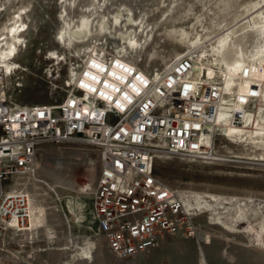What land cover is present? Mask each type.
Returning a JSON list of instances; mask_svg holds the SVG:
<instances>
[{"label":"rangeland","instance_id":"1","mask_svg":"<svg viewBox=\"0 0 264 264\" xmlns=\"http://www.w3.org/2000/svg\"><path fill=\"white\" fill-rule=\"evenodd\" d=\"M73 1L77 6L70 7L65 0L22 1L28 6L24 18L27 30L22 34L25 45L19 48L14 59L18 67L10 74H2L12 104H58L64 97L73 65H78L89 52L78 43L68 47L58 38L62 27L60 14L65 8L68 28L73 27V23L80 24L81 15L94 12L97 18L103 13L115 12L124 4L129 5L136 17L145 16L151 36L143 49L136 53L131 51L132 56L126 60L154 75L172 58L193 52L181 43L180 37L195 39L208 35L203 39L206 41L232 27L246 31L248 47L256 54L255 60L264 57L263 34L259 29L249 31L247 26L252 14L264 12V0ZM96 1L102 7L94 8ZM22 3L0 0V32L8 24L9 15ZM254 22L256 27L261 25L259 19ZM87 43L117 55L118 38L108 32L99 33ZM195 74L200 79L199 72ZM236 111L241 122L253 117L264 125L262 105H256L249 116L244 107L236 106ZM215 145V150L222 154L218 161L190 160L165 152H158L154 158V173L160 182L186 191L190 194L189 201L201 204L200 207L195 205L201 209L196 220L201 237L167 239L144 254L117 259L108 253L96 235L89 215V197L84 193V186H91L97 175L95 152L81 143L42 144L35 160L34 177L23 179L31 196L29 222L19 231L7 229L0 238V264H264V231L255 227L258 215L252 213V206L257 211L264 209V143L245 138L227 139L226 132L220 128ZM57 162H61L69 174L72 190L54 185L67 188L71 191L68 195L83 202L77 221L65 210L66 196H60L49 187L51 181L43 175V168ZM197 193L201 201H196ZM202 201L208 202L207 207ZM238 206L247 217L242 222L236 213Z\"/></svg>","mask_w":264,"mask_h":264},{"label":"built area","instance_id":"2","mask_svg":"<svg viewBox=\"0 0 264 264\" xmlns=\"http://www.w3.org/2000/svg\"><path fill=\"white\" fill-rule=\"evenodd\" d=\"M192 63L183 52L154 75L115 53L86 52L56 105H14L0 84V238L27 223L29 195L22 182L34 177L46 143H81L95 152L97 175L84 193L96 235L111 256L129 259L167 239L199 237L201 209L188 207L180 190L157 179L154 158L165 152L218 161L215 119L223 98L251 109L264 107V98L247 65L239 76L248 87L225 93L216 79L193 81ZM235 113L231 124L239 123Z\"/></svg>","mask_w":264,"mask_h":264},{"label":"bare ground","instance_id":"3","mask_svg":"<svg viewBox=\"0 0 264 264\" xmlns=\"http://www.w3.org/2000/svg\"><path fill=\"white\" fill-rule=\"evenodd\" d=\"M16 1L22 3L23 0ZM104 1L106 2V0ZM65 2H68L70 7L76 5V3L74 1L72 2V0H65ZM62 7H64V3L62 4ZM93 7L100 8L102 6L101 3L96 1V3L93 4ZM66 9L67 8H65V12ZM27 12L28 6L22 3L17 11L9 15L8 24L5 25L3 30L0 32L1 75L10 74L12 69L18 67L14 59L18 55L19 48H21L22 45H25L22 34L27 30V24L24 20L27 16ZM112 12L107 15H104L103 13L99 15V17L97 16V18L95 17L96 20L93 16L94 12L92 14L81 15L80 24L73 23V27L70 28H68L70 24L68 16L61 13L60 18L62 21V27L58 32V38L63 41L64 45H68V47L74 45L73 43H78L81 44L80 46H84L86 50L89 49V52L96 50L101 51V48L96 47L94 43L91 45L90 43H87V41L92 40V38L98 36L99 33L108 32L118 38V45L116 47L118 48L116 52L117 55L129 62L130 59L126 60V58H130L132 56L131 51L135 52L139 49H143L145 43L151 36V32H148L149 27L146 23L145 16L136 17L129 5L124 4L122 5V8H117L115 12ZM234 19L235 18L232 20ZM255 19L260 20L261 25L259 27H256L254 22ZM95 22L97 23L96 25H94ZM247 26L250 27L249 31H256L259 29L264 36V12L257 15L252 14V16L247 20ZM238 30V28L233 27L231 29L229 28L223 30L217 36L206 41H203V39L208 35L202 37L199 36L195 39L180 37L181 43L187 48H191L193 50V52L189 51L193 60L189 76H191V79L195 81L198 79L195 72L198 71L200 74L199 80L207 81L208 79L213 78L221 83L222 90L225 93H232L234 91L240 93L247 88H245V84L249 85L247 80H241L239 76V71L243 66L247 65L251 71L250 81L258 86L261 92V97H264V57L255 60L256 54L248 47V36L246 31L240 32ZM262 49H264V45L262 46ZM252 61L255 62L252 63ZM3 80L4 78L2 75L0 76V84H4ZM236 106L238 105L232 103L230 105V102L226 97L223 98L222 105L220 106L215 119L217 128H221L226 132L227 139L245 138L249 141L264 143V125L255 120L253 117H248L244 122H241L239 119L238 124L230 123L231 111H236ZM244 109L247 116L254 112V108L251 109V106L244 107ZM235 116L237 117V113H235ZM42 172L43 175L51 181V183L48 182L50 183L48 184L49 187L53 188L60 196H66L65 210L70 218H72L73 221L79 220L78 215L81 213L80 209L83 204L82 200L68 195V192L71 191L66 190V187V189H63L57 186H67L72 190V187L70 186V176L64 169L63 164L61 162H57L52 167L43 168ZM55 183L57 184L56 186L54 185ZM23 184L25 191L28 193L26 184L24 182ZM182 193L184 202L188 207L197 205L189 201L190 194H186V191H183ZM211 196L216 197L214 195ZM195 197L196 201H201L202 199L199 193H197V196ZM30 198L31 196L29 195V218L31 211ZM213 200L219 202V199ZM202 202H204L205 206L208 203L207 201ZM197 206L200 207L201 204ZM252 207L253 215H258L257 225L255 227L264 231V209L263 211H257L254 206ZM216 210L217 209H212V211ZM236 213L241 222L243 219L247 218H245V213L242 211V208H239V206ZM29 218L27 223L29 222ZM27 223L24 227L27 226Z\"/></svg>","mask_w":264,"mask_h":264},{"label":"snow or ice","instance_id":"4","mask_svg":"<svg viewBox=\"0 0 264 264\" xmlns=\"http://www.w3.org/2000/svg\"><path fill=\"white\" fill-rule=\"evenodd\" d=\"M94 66H95V65H94ZM93 79H94V77H93ZM81 86L84 87L85 85L82 84ZM93 91H95V89H93Z\"/></svg>","mask_w":264,"mask_h":264}]
</instances>
